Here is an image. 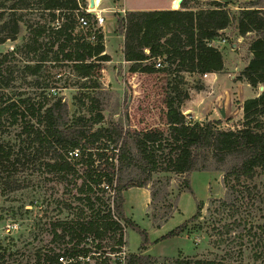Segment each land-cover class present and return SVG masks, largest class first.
Here are the masks:
<instances>
[{
    "label": "trees",
    "instance_id": "trees-1",
    "mask_svg": "<svg viewBox=\"0 0 264 264\" xmlns=\"http://www.w3.org/2000/svg\"><path fill=\"white\" fill-rule=\"evenodd\" d=\"M262 1L249 0L236 16L230 8L233 1L220 0L208 1L202 12L186 0L179 9L127 10L117 20L124 35L125 60L132 63L133 72H151L156 66L147 61L163 58L169 64L167 69L174 66L185 73H221L223 54L208 43L235 22L240 36L251 35L252 58L242 76L255 88L264 86ZM198 13L208 15L204 28L196 24ZM82 16L89 26H81ZM23 27L27 31L23 44L0 53V187L16 191L25 181L22 173L34 175L37 167L43 166L58 183L72 185L68 191L76 203L75 211L73 202L62 204L74 211L75 218L50 222V241L36 251L34 264H62L59 257L63 255L105 252L108 242L103 241L121 245L126 227L142 236L141 252L129 254L127 264H224L215 259H161L144 253L150 244L148 232L126 215L124 193L152 184L150 205H155L171 195L170 179L155 182V173L188 176L195 171H219L226 191L224 197L210 201V215L215 212L236 218L244 206L263 199L255 179L264 170V91L244 101L242 125L235 129L220 128L221 120L188 121L174 96L167 102L166 136L159 129L131 130L118 122L104 125L107 91L100 79L111 56L106 52L102 28L87 11V0H0V44L16 41ZM23 50L28 54L24 64L27 75L38 76L43 64L56 61L71 65L76 81L65 86L56 81L43 85L37 78L31 89L17 90L1 68ZM67 88L74 91L73 112L64 95ZM174 89L179 90L178 86ZM12 128H17L15 134H4V129L11 133ZM185 183V191L193 193L190 180ZM170 207L168 217L172 215ZM203 208L204 203L198 201L196 213L167 237L184 232L189 223L203 216ZM224 227L225 233L231 234L246 226L242 228V220L236 218ZM253 237L258 244L255 259L264 264V236L257 237L255 232ZM59 244L66 246L57 249ZM7 253L0 244V264L8 263Z\"/></svg>",
    "mask_w": 264,
    "mask_h": 264
},
{
    "label": "rangeland",
    "instance_id": "rangeland-1",
    "mask_svg": "<svg viewBox=\"0 0 264 264\" xmlns=\"http://www.w3.org/2000/svg\"><path fill=\"white\" fill-rule=\"evenodd\" d=\"M186 1L189 6L195 8V11L202 12L208 7L207 2L210 0ZM224 1H233L230 8L236 16L241 7L248 5L246 2L249 0ZM169 2L170 0H100V4L91 11L90 0H87L88 12L93 13L96 18L97 16L104 18L103 24L98 26L103 30L106 52L111 56V61L103 65L100 79L107 91L104 98L103 124L118 122L137 131L159 129L164 131L166 136L169 131L167 102L174 96L180 102L188 121L221 120L222 129L241 127L244 101L264 90L260 88L262 85L253 87L242 76V71L252 58L249 51L251 35L240 36L235 22L216 34V40H225L217 43V48L224 57V70L221 75L218 74L216 80L214 75L205 79L201 73L177 71L174 66L167 69L168 62L163 58L161 59L164 67H154L151 72L130 70L132 63L126 61L123 54L124 35L117 22L118 17L125 14L126 7L166 8ZM170 5L172 6V2ZM260 6L264 14V1ZM197 17L199 18H196V24L206 27L205 22L202 21L204 14L198 13ZM26 35V28L23 27L16 41L0 44V53L17 50L23 44ZM45 48L48 49L47 46ZM25 50L9 57L1 68L4 77L9 78L17 90L31 89L32 80L37 78L43 85L56 81L61 86H65L73 85L76 81L71 65L56 61L43 64L38 76L27 75L24 72V64L28 56ZM156 61L158 59H150L147 63L153 65ZM176 86L179 88L178 91L174 89ZM73 92L72 89H64V95L72 112ZM223 107L227 108L226 117H222L220 113ZM10 131L11 133L4 129V134L12 136L17 128H12ZM166 152L167 149L164 153ZM22 174L21 179L26 178L18 190L7 191L0 187V244L8 250L7 262L10 264H34L36 251L50 241V222L56 219L75 218L72 211L76 203L73 195L68 191V188H73L72 185L58 183L43 166H38L34 175ZM167 178L171 181L169 187L171 195L155 205H150L152 184L147 188L132 187L124 193L126 215L148 232L150 241L148 249L152 246V251L167 254V256L160 255L161 259L183 257L215 259L216 262L224 264H241L240 262L263 264V260L255 259L258 244L257 239H253V234L256 232L257 237L264 236V198L257 200L252 206H244L241 214L236 216L237 219L242 220V228L246 226L241 228L243 231L239 232L235 229L234 233L226 234L224 225L233 224L236 218L215 212L210 215L208 212L210 201L225 195L222 172L195 171L188 176L166 171L154 174L155 182H164ZM185 179L190 180L193 193L185 191ZM255 184L264 193V170L260 171ZM73 192H76V188ZM61 199L64 202L59 204ZM198 201L204 203L203 216L189 223L181 234L167 237L171 230L196 213ZM70 203L73 204V210L62 206ZM170 205L173 209L172 215L168 217L166 212L171 208ZM166 216L168 219L165 222ZM259 226L262 228L260 229ZM124 233L127 252L140 253L141 234L129 227H126ZM103 244L108 245L105 252L111 254L115 253L118 247L114 241L104 240ZM65 246L59 244L56 248L64 249ZM109 261L110 264H120L117 257L111 256Z\"/></svg>",
    "mask_w": 264,
    "mask_h": 264
},
{
    "label": "built area",
    "instance_id": "built-area-1",
    "mask_svg": "<svg viewBox=\"0 0 264 264\" xmlns=\"http://www.w3.org/2000/svg\"><path fill=\"white\" fill-rule=\"evenodd\" d=\"M87 11H89L87 9ZM97 24H103L104 18L102 16H97ZM79 22L82 27L89 26V21L85 17H79ZM225 40L220 41L219 39L213 38L209 41V45L213 47H217V43L224 42ZM156 68L164 67L162 59L158 58L155 64ZM212 73H204L203 77L208 79ZM126 229V228H125ZM124 229V231H125ZM125 233H124V242L121 245H117L116 252L111 254L109 252H90L88 255H79L74 257L60 256L59 261L62 264H110V257H117L119 259L120 264H127V258L129 253L127 252L126 244H125Z\"/></svg>",
    "mask_w": 264,
    "mask_h": 264
},
{
    "label": "crops",
    "instance_id": "crops-1",
    "mask_svg": "<svg viewBox=\"0 0 264 264\" xmlns=\"http://www.w3.org/2000/svg\"><path fill=\"white\" fill-rule=\"evenodd\" d=\"M220 1H224V0H220ZM172 2V4H173V0H170V2L167 4V7L166 8H156V9H174L173 8V5L171 6L170 5V3ZM183 2V1H182ZM181 8V7H180ZM194 8V7H193ZM126 10H149L150 8H144V7H142V6H135V7H126L125 8ZM194 10H195V8H194ZM197 19L199 18V17H196ZM203 23L205 22V24L207 25V21H208V15L207 14H204V18H203ZM198 25H200V24H198ZM222 31H224V30H220L219 32H222ZM218 74L219 75H221L220 73H212V75H214L215 76V80L218 78ZM211 75V76H212ZM255 96H257V95H255ZM255 96H252V97H255ZM243 106V105H242ZM225 109H226V112H227V108L225 107ZM210 119H213V118H210ZM219 119V118H218ZM153 250V248H152V246H150L149 247V249L147 250L148 252H144V253H147V254H151V255H154V256H159L160 257V255H166L167 256V254H160V253H157V252H154V251H152Z\"/></svg>",
    "mask_w": 264,
    "mask_h": 264
},
{
    "label": "bare ground",
    "instance_id": "bare-ground-1",
    "mask_svg": "<svg viewBox=\"0 0 264 264\" xmlns=\"http://www.w3.org/2000/svg\"><path fill=\"white\" fill-rule=\"evenodd\" d=\"M180 3H181V0H173V8L174 9H179L180 8ZM98 4H100V0H95V6L94 7H91V11L95 10L96 8V5L98 6Z\"/></svg>",
    "mask_w": 264,
    "mask_h": 264
},
{
    "label": "water",
    "instance_id": "water-1",
    "mask_svg": "<svg viewBox=\"0 0 264 264\" xmlns=\"http://www.w3.org/2000/svg\"><path fill=\"white\" fill-rule=\"evenodd\" d=\"M181 3H182V0H181ZM94 6H95V0H90V7H94ZM260 88H261V90H264V86H261ZM220 113H221L222 117H226V115H227L226 109L224 107L221 108Z\"/></svg>",
    "mask_w": 264,
    "mask_h": 264
}]
</instances>
